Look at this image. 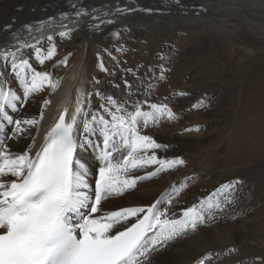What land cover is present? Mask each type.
I'll return each mask as SVG.
<instances>
[{"label":"bare ground","instance_id":"bare-ground-1","mask_svg":"<svg viewBox=\"0 0 264 264\" xmlns=\"http://www.w3.org/2000/svg\"><path fill=\"white\" fill-rule=\"evenodd\" d=\"M108 1L109 0H62V5H60L58 4L60 2L58 0H0V38H4L3 41H0V78L4 86L16 91L18 95L21 94L23 90L24 80L26 78H30L32 69H35L39 72H48L50 74L52 82L58 85L57 87L45 85L41 91L33 94V96L27 102L22 101L24 103L23 107H20V104L18 103L15 110L8 109L9 114L13 115L14 119L36 118L38 120V124L35 126L23 125L26 131L22 136L15 138H13L15 125L7 124L5 122V128L0 129V142L6 144L10 152L22 153L23 151H30V155L34 157L45 136L51 130L52 124L57 121L58 117L62 113L67 114L68 122H71V116L74 114L78 104L82 107L84 112L89 113V118L91 116V112L99 111L100 114L105 115L106 119L110 120V116L104 113L103 109L100 108L101 104H105V100L102 99V97L108 96V88L107 86H104L101 90L99 78L102 76V74H98V71L100 70H104L105 72H109V70L106 67H102V64L97 63V60H93L91 58L92 55L89 52V43L94 41H96L97 43H101L105 39L111 37L112 33L118 34L119 32H121V30H127L131 28H145L149 30H152V28H157L160 34L156 36L157 38L155 40L153 39L151 41L152 44L154 41V44L152 48L148 50L147 56L149 58H153L154 52L160 46L162 47V49L160 50L165 49L169 42L160 43L163 39L162 34L164 32V29L172 28H179L182 31L171 32L192 34L191 37L194 40H197V45L202 44V47L208 46V44L213 42L215 39L221 40L230 45H238L242 43L239 40H243V37L240 36V33H245L252 35L256 39L255 45L251 48L249 47L248 50L252 51L255 47H262V50L264 51V0H180L179 4H176L171 0H134L131 4V7L138 8V11L130 16H127L122 21L117 20L113 25L103 26V31L97 34L92 26H87V22L91 21L90 18H94L100 15V12L103 11L105 7H107L106 5L110 4L108 3ZM40 2L43 6L46 5V7H44V9L47 8L46 11H39L37 5L36 9L34 10L35 12L31 11L30 13L29 11H27L32 7V5ZM69 2L75 5L76 9H73L75 13L71 12L72 14H68L59 18L51 19L50 17V22L48 20L45 21L42 26L40 25L42 22L36 25L34 27L35 29L33 28L34 30H31L33 32L31 34H29V32L26 34L23 33L20 36L16 35L14 37H8V35L12 34L14 31H10V29L14 26H11L13 23L12 20L14 18H17L21 24H24V22H27L30 18H34L37 15H47L51 11H58L59 9L61 10V8H63ZM134 3H137V5H135ZM146 10H149L151 14L147 15L149 12L146 13ZM197 11L200 12L198 15L195 14V12ZM77 12H80L81 14L77 16ZM34 23L35 22H30L29 25H32ZM4 27L7 28L2 29ZM171 34L172 33H169L168 35ZM49 37H51V40L48 39ZM191 37L189 36V40ZM135 40H137V42L136 44H134V46L139 47L140 37L138 36V38H135ZM194 43L195 42H193V47ZM27 44H30V46H28ZM53 46L56 49L55 55L51 59L45 60V62L41 64L39 61L47 55V50L52 48ZM77 47L83 49V53L72 58L74 55V48ZM202 47L200 51H194L190 53V50L188 52V54L186 55L188 57H186V59L187 61H189V63H191L196 56L198 57L200 52H203L204 48ZM7 49H13L14 52H4V50ZM84 53H86L85 57L82 56ZM260 55L256 56V65L252 68V75L245 80L242 90L243 92H246V88H248L249 90L257 89V94H255L258 95L260 93L261 98H263L264 57ZM13 56L16 57V63H19L20 59L29 61L30 68L23 70L24 75H17V73L12 69L11 64ZM144 56L145 55H142L141 59H144ZM258 61H261V63ZM69 62L72 63L70 64ZM217 66L219 67V65ZM262 68L263 71H260ZM145 70L146 67L144 68V71ZM177 74H174L175 79H177ZM139 80V86L136 85L137 88L135 89V95H132V93H130V87L127 85V83L126 86L129 88L124 87L122 93H117L111 90V94L113 98L118 102L127 101L125 107L128 111H134L133 106L136 103H139L141 105L143 111H151V104L158 103L157 105H167L168 108H170L174 113V117L172 119H169L165 115L160 118L158 123H149L146 128L144 127L145 130H150L152 128L156 129V131L154 132L152 130V133L148 131L146 133H149V136L153 137V139L158 144L162 145V147L158 149L149 150L148 154L151 155L154 151L155 155L160 156V159H177V101L175 100L179 99L181 103H185L187 100L195 101L196 91L191 90L192 88H190V86L201 87L204 84L194 85L189 82L185 83V86H183L182 84L179 85L176 83L175 88L166 92H162L163 96L165 95V97L162 96L161 98L159 97L158 100L156 98L154 99V101H151L150 99H148V96L145 92V90H148V86L146 87L147 80ZM209 84L210 83H206V86ZM211 88L214 92H218L219 90H222L224 92L226 90H229L231 86L224 84L221 87L211 86ZM99 90L101 92H98ZM205 92H207V90ZM232 92H229L225 99L219 101V104L216 107L217 113L222 115H229L232 113L235 114L236 107H239L238 104L240 102V93ZM97 93H99L100 95H97ZM180 93L181 95L179 96ZM177 97L179 98L177 99ZM249 97H251V95ZM254 98L256 99L257 96H255ZM45 100L48 101L46 105L44 104ZM130 103L132 104L129 105ZM189 103L193 105L195 104L192 102ZM198 105L199 103L197 104V106ZM178 109L181 110L182 108L179 107ZM185 111L186 110L184 109L182 112L184 113ZM204 111H206V107H201L199 110V117ZM41 112L43 113L42 119L39 115V113ZM184 116L186 115L184 114ZM77 119L80 124V127L77 131V142L80 143L83 139V117L78 116ZM168 128H171L173 130L174 137L172 139L170 138L169 142L167 143L168 146L164 148L163 141L167 140L166 138L168 136L166 137V130ZM191 129L192 128H190L189 126L187 129L182 130V132L178 134V137L187 140L190 137H194L201 139V141L203 142L204 139H206L208 136L207 132L199 135L197 131ZM97 136L98 135L96 134H92L89 136V139L93 141L94 139L98 138ZM102 140L103 138L100 134V143L97 149L93 150L91 147L92 143H90L87 144L84 148H78L76 153L77 158L81 160V162L85 163L87 168L89 169L90 174L88 176V180L91 185H93L94 175L97 171V168L99 167V156L102 149ZM205 145L206 144H204L203 146ZM119 153H124V151L120 149ZM116 156L117 155L114 152V158L112 159V163L114 164L117 163ZM157 165L158 164L147 165L149 173H153V168H155L156 171L154 172L156 174L163 175L165 177L164 179L153 181V178H155V175H153L149 178L151 179L149 184H141L140 186L138 185L137 189L134 191H132V189L126 190L127 194L125 197L127 198L128 202L126 204L121 203L117 206L112 205L111 208L109 207L106 209L104 214L109 213L112 210L125 207L147 208L155 204L160 211H164L167 209L169 218L177 219V216L182 213V208L185 209L186 207L185 204H177L176 192H180L181 190L179 189L178 185L180 183L181 185L185 184L186 182L190 183L198 173L196 174L195 172H193L194 166L192 165L184 167H182L181 165H177L172 169H167L163 171V173H160L162 171H158L159 168H157ZM208 166L210 167V165ZM6 179L11 178L6 177ZM194 183L192 182V184ZM169 185V191L171 193L170 198H172V200H164L163 198L155 202V197L157 196V194L162 192V190ZM155 191L156 194L148 204H143L139 200L132 201L133 197H137L138 199L140 197H143L144 199L148 198L149 196H152ZM170 193H167L165 197H167V195L169 196ZM220 195L223 196L224 194H219L218 197ZM104 201L105 200L101 202V205ZM215 204L210 201L208 205L206 220H209V228L212 230H207V228L204 229L205 236L203 240H187L185 247L177 249L176 238L175 240L170 241L167 246L159 249L156 253L153 254V256L151 257L152 264H197V261H203V264H205L204 259L201 256L199 259L196 258L200 255L203 249L211 244L212 241H216V243L222 244L224 246L221 252V258H224L225 261L229 262V264H244L241 253L231 246L232 243L237 244V240L241 239L240 237L242 235V230H232L231 226H236L240 222L236 223L235 220L234 222H231V216H227L223 219V216L221 215L222 208L220 209L222 203L221 205H219V208H217V204ZM101 205L99 207V211L103 210V207ZM234 210H236V208ZM234 213L235 214L233 215V217H237L236 212ZM142 215L143 214H139V217H141ZM137 218L138 217H132L128 221L116 225V227L113 229L112 234H115L116 231H121L127 228L133 222H135ZM222 224H224L223 227L221 226ZM245 225L246 222H243V226ZM220 226L222 228H220ZM249 229L250 228H248L247 230ZM255 229L256 233L259 234L258 237L262 236L261 233L264 232V229L260 231H257V228ZM182 238V240H184L185 236L183 235ZM194 258L196 260H192ZM256 260L257 258H251L248 262L250 264H256Z\"/></svg>","mask_w":264,"mask_h":264},{"label":"snow or ice","instance_id":"snow-or-ice-1","mask_svg":"<svg viewBox=\"0 0 264 264\" xmlns=\"http://www.w3.org/2000/svg\"><path fill=\"white\" fill-rule=\"evenodd\" d=\"M174 2L179 4L180 0ZM55 51L54 46L48 49L39 62L43 64L51 59ZM11 67L17 75H24L23 70L30 65L24 59L16 63L13 56ZM45 85L58 86L48 72L35 69L31 70L30 78L24 80L19 95L0 83V129L5 128V122L14 124L15 138L26 131L23 125H37L36 118L14 119L8 109L15 110L18 103L23 107V102ZM102 99L105 104L100 108L110 120L99 111L91 112L89 118V113L78 104L71 122H66L64 113L59 116L34 157L30 151L12 153L0 142V264H152L154 253L203 222V201L201 207L187 208L181 219L169 218L168 210L160 211L155 204L94 215L103 200L121 195L134 188L139 180L156 175L153 172L132 177L128 175L131 170L158 164V171H165L184 163L179 158L160 159L154 151L149 155V150L162 145L153 137L141 134L139 129L141 121L147 127L149 123H158L165 115L172 119L174 113L167 105L151 104V111H143L136 103L134 111H128L127 101L118 102L112 96ZM47 103L45 100L44 104ZM39 115L42 119L43 113ZM78 116L83 117L80 143L77 142ZM97 130L103 138L104 166L99 167L93 187L88 180L89 169L76 153L78 148L92 143L89 136ZM120 148H124L127 155L122 162L114 164L111 162L113 153ZM235 183L238 181L221 185V188L231 189ZM216 207L219 208V204ZM139 214L144 215L141 218ZM132 217H138L135 223L112 234L116 225Z\"/></svg>","mask_w":264,"mask_h":264},{"label":"rangeland","instance_id":"rangeland-1","mask_svg":"<svg viewBox=\"0 0 264 264\" xmlns=\"http://www.w3.org/2000/svg\"><path fill=\"white\" fill-rule=\"evenodd\" d=\"M58 1H60L58 4L62 5V0ZM40 4L41 2L35 3L27 11L30 13L31 11L33 12L36 9V5L38 6L39 11H46L47 8L44 9L46 5L43 6ZM72 5L74 4L69 2L61 8V10L59 9L61 12L56 10L49 12L47 15H37L38 18L37 16L30 18L27 22H24V24H21L17 18H14L15 20H12L13 23L11 25L14 26L10 29V31H14L12 34H9L8 37H14L16 35L20 36L23 33L26 34L29 32V34H31L35 29L34 27L41 22L40 25L42 26L45 21L49 20L50 22L52 18L63 17L72 14L71 12L75 13L73 9L76 8H72ZM199 13L200 12H198V14ZM150 14L151 12L147 15ZM30 22L35 23L29 25ZM5 28L6 27L2 29ZM171 31L182 30L179 28L164 29L162 34L163 39L160 43H169L164 50H160L162 49L160 46L154 52L153 58H149L147 53L154 44V41L153 44L151 41L153 39L155 40L157 38L156 36L160 34L157 28H152V30L145 28L121 30L118 34L112 33L111 37L105 39L101 43H97L96 41L89 43V52L92 55L91 58L97 60V63L102 64V67H106L109 70V72H105L104 70L98 71V74H102L99 78L101 90L104 86H107L108 96H112L111 90L117 93H122L124 87H127V83L130 87H127L130 89V93L135 95V89L139 86V79H145L147 80L146 87L148 86V90H145L146 95L148 96V99L154 101V99L157 98L158 100L159 97L161 98L163 96L162 92L175 88L176 83L179 85L182 84L183 86H185V83L189 82L194 85L204 84L201 86L202 88L190 86V88H192L191 90L196 91L195 97L198 101L195 99V101L187 100L185 103H181L178 99L179 97H177L178 100H175L177 101V157L184 161L181 165L182 167L192 165L194 166L193 172L196 174L198 173L190 183L186 182V185H181V183L178 185L179 189L182 191L180 190V192H176L177 204H185L186 207L185 209L182 208V213L177 216V219L183 217V213L187 208L192 207L194 204L197 207H201V202H204L203 222L198 223L195 230H189L184 235V240H182L184 238H182V236L177 238V249L185 247L187 240H203L205 236L204 229L207 228V230H212L209 228V220H206L208 205L211 201L212 203L219 205L222 203L220 209L222 208L221 215L223 216V219L227 216H231V222H234V220L236 223L240 222L236 225L237 227L233 225L231 228L235 231L242 230L241 239L237 240V244L230 243H232L231 246L234 247V249L241 253L244 264H250L248 261L251 258H257L256 264H264V232L261 233L262 236L258 237L259 234L256 233L255 229L257 228V231L264 229V97L261 98L260 93L256 95L257 89L249 90L246 88V92H243L242 90L245 80L252 75V68L256 65V56L261 54L260 56L264 57V51L262 50V47H255L252 51L248 50L249 47L251 48L255 45L256 39L252 35L245 33H240L243 40H239L242 43L238 45H230L221 40L215 39L213 42L209 43L208 46L202 47V44L197 45V40H194L191 37L192 34ZM169 33L172 34L168 35ZM138 36L140 37V45L139 47H135L134 44L137 42L135 38L137 39ZM189 36L191 37L190 40ZM3 40L4 38H0V41ZM193 42L196 43H194V47ZM27 45L30 46V44ZM201 47L204 48V50L198 55L199 58L196 56L194 60L189 63L186 59V57H188L186 56L188 52L190 50V53L200 51ZM13 52L14 50L12 49L9 53ZM81 53H83V49L79 47L74 48V55L72 58ZM85 54L86 53L82 56L85 57ZM142 55H145L144 59H141ZM258 62L261 63V61ZM69 63L71 64L72 62ZM217 65H219V67ZM145 67L146 70L144 71ZM260 71H263V68ZM174 74H177V79H175ZM162 75L163 78H161ZM206 83H210L211 85L209 84L210 86H206ZM224 84L231 86V88L224 92L222 90H219L218 92L212 91L211 86L221 87ZM206 90L207 92H205ZM98 92L101 91L99 90ZM229 92L240 93L239 107H236L235 114L222 115L217 113L216 107L218 106L219 101L225 99ZM180 95L181 93L179 96ZM250 95L251 97H249ZM255 96H257L256 99L254 98ZM163 97H165V95ZM189 102L195 104L193 105ZM198 103L199 105L197 106ZM131 104L132 103L129 105ZM179 107L186 111L183 113L182 109H178ZM201 107H206V111H204L199 117V110ZM184 114L186 116H184ZM189 126L197 131L199 135L207 132V138L202 142L201 139L194 137H190L188 140L178 137V134ZM144 127L143 123H140L139 129L141 134L148 135L149 133H146L147 131L151 133L152 130L153 132L156 131L154 128L145 130L146 127ZM166 133V137H168H165L167 140L163 141L164 148L168 146L167 143L170 138L172 139L174 137L171 128H168ZM94 134L98 135L97 137L99 139L97 138L92 141L91 147L93 150L97 149L100 143V132L97 130ZM204 144L206 145L203 146ZM120 149L123 150L124 153H119ZM120 149L115 152L117 155V163L122 162L123 156L127 155V151L124 148ZM157 157L160 158V156ZM208 165H210V167ZM147 167L148 166L131 170L128 175L132 177L147 176L149 174V169ZM159 167L160 166L157 165V168ZM153 170L156 171L155 168H153ZM160 173H163V171ZM10 178L12 179L13 177ZM164 178L163 175L156 174L153 181H159ZM150 181L151 179L149 178L139 180L136 186L131 189L134 191L137 189L138 185L149 184ZM234 181H238V183H235L231 189L221 188V185L229 184ZM192 182L195 183L192 184ZM169 187L170 185L157 194L155 202L163 198L164 200H172V198H170L171 193ZM167 193H170V195L165 197ZM126 194L127 192L125 191V193L121 195L109 197L101 205L103 210L98 211L94 215L101 216L105 213L106 209L109 207L111 208L112 205L117 206L121 203L126 204L128 202L125 197ZM155 194L156 191L152 196L145 199L143 197H140L139 199L133 197L132 201L139 200L143 204H148ZM219 194L224 195L218 197ZM233 207L234 209L236 208V210H234ZM234 212H236L237 217H233L235 214ZM243 222H246L245 226H243ZM223 225L224 224L221 226L223 227ZM221 226L220 228H222ZM247 227L250 229L247 230ZM223 247L222 244L212 241L209 246L201 251L196 259H199L201 256L204 259L205 264H229L228 261L221 258ZM196 259L194 258L192 260Z\"/></svg>","mask_w":264,"mask_h":264},{"label":"water","instance_id":"water-1","mask_svg":"<svg viewBox=\"0 0 264 264\" xmlns=\"http://www.w3.org/2000/svg\"><path fill=\"white\" fill-rule=\"evenodd\" d=\"M134 0H109L108 3L103 11L100 12V15L94 18H90L92 22L94 21H103L101 22L102 28H98L99 32L103 30V26H107L111 22H116L117 20L122 21L127 16L132 15L136 12L135 7H131ZM137 5V3H134ZM134 8V9H133ZM118 9H127L126 11H117ZM97 33V34H98Z\"/></svg>","mask_w":264,"mask_h":264}]
</instances>
